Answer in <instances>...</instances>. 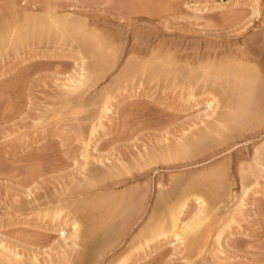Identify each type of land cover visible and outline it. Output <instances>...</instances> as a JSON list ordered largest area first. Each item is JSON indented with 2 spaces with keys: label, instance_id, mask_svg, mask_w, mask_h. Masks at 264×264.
Segmentation results:
<instances>
[{
  "label": "rangeland",
  "instance_id": "1",
  "mask_svg": "<svg viewBox=\"0 0 264 264\" xmlns=\"http://www.w3.org/2000/svg\"><path fill=\"white\" fill-rule=\"evenodd\" d=\"M0 32V264H264V0H0ZM172 208L200 228L144 242Z\"/></svg>",
  "mask_w": 264,
  "mask_h": 264
},
{
  "label": "bare ground",
  "instance_id": "2",
  "mask_svg": "<svg viewBox=\"0 0 264 264\" xmlns=\"http://www.w3.org/2000/svg\"><path fill=\"white\" fill-rule=\"evenodd\" d=\"M138 1V0H137ZM17 17V16H16ZM20 17H21V15H20ZM58 18V17H57ZM22 19V18H21ZM62 19V18H61ZM64 19V18H63ZM32 20V19H31ZM55 20V19H54ZM60 20V19H59ZM54 22V21H53ZM58 21H55V23H57ZM64 22V21H63ZM38 23V22H37ZM65 23H66V19H65ZM78 24H79V22H77ZM4 24V23H3ZM59 24V23H58ZM57 24V25H58ZM82 24V23H81ZM33 25V24H32ZM42 25V24H41ZM44 25V24H43ZM51 25V24H50ZM62 25V24H61ZM72 25H74V24H72ZM76 25V24H75ZM80 25V24H79ZM37 26V25H36ZM19 27V26H18ZM22 27V26H21ZM24 27V26H23ZM34 27V26H33ZM46 27V26H45ZM48 27V26H47ZM50 27V26H49ZM30 28V27H29ZM38 28V27H37ZM81 28H82V26H81ZM2 29V28H1ZM51 29V28H50ZM60 29V28H59ZM67 29V28H66ZM62 30V29H61ZM60 30V31H61ZM17 31V30H16ZM19 31V30H18ZM52 31H53V28H52ZM71 31V30H70ZM73 31H75L74 29H73ZM78 31V30H77ZM82 31H84V29L82 30ZM26 32V31H25ZM63 32V31H62ZM65 32V31H64ZM5 33V32H4ZM21 33V32H20ZM23 33V32H22ZM54 33V32H53ZM0 34H1V32H0ZM25 34V33H24ZM87 34V33H86ZM2 35V34H1ZM3 36V35H2ZM15 36V35H14ZM13 36V37H14ZM18 36V35H17ZM85 36V35H84ZM7 37V36H6ZM20 37H21V35H20ZM86 37V36H85ZM86 39V38H85ZM15 40V39H14ZM2 41V40H1ZM12 43V42H11ZM9 44V43H8ZM2 49H4V48H2ZM221 53V52H220ZM182 56V55H181ZM214 56V55H213ZM218 56V55H217ZM225 56V55H224ZM201 59V58H200ZM193 60V59H192ZM233 60V59H232ZM247 60V59H246ZM204 61V60H203ZM208 61H209V59H208ZM207 61V62H208ZM229 61V60H228ZM243 61V60H242ZM167 62V61H166ZM217 62V61H216ZM235 62V61H234ZM244 62V61H243ZM207 64V63H206ZM205 64V65H206ZM176 65V64H175ZM203 65V64H202ZM211 65V64H210ZM162 67V66H161ZM207 67V66H206ZM210 67V66H209ZM216 67V66H215ZM222 67V66H221ZM232 67V66H231ZM234 67V66H233ZM164 68V67H163ZM188 68V67H187ZM194 68V67H193ZM227 68V67H226ZM207 69V68H206ZM213 69V68H212ZM216 69V68H215ZM233 69V68H232ZM235 69V68H234ZM239 69V68H238ZM243 69V68H242ZM249 69V68H248ZM205 70V69H204ZM214 70V69H213ZM222 70H224V68L222 69ZM228 70H230V69H228ZM241 70V69H240ZM212 71V70H211ZM239 70H231V71H228L229 72V74L232 76V77H230V78H234L233 80H231L230 78V80L233 82L234 80L236 81L237 79L239 80V82H240V80H241V74L239 75V72H238ZM167 72V71H166ZM200 72V71H199ZM206 72V71H205ZM212 72H214V71H212ZM258 72V71H257ZM256 72V73H257ZM160 73H161V71H160ZM174 73V72H173ZM182 73V72H181ZM162 74V73H161ZM186 74V73H185ZM193 74V73H192ZM227 74V73H226ZM214 75V74H213ZM85 75H83V77H84ZM167 76V75H166ZM172 76V75H171ZM176 76V75H175ZM192 76V75H191ZM205 76V75H204ZM203 76V77H204ZM212 76V75H211ZM226 76V75H225ZM165 77V76H164ZM208 77V76H207ZM251 77V76H250ZM258 77V76H257ZM188 78V77H187ZM205 78V77H204ZM218 78V77H217ZM216 78V79H217ZM252 78V77H251ZM184 79V78H183ZM200 79H201V77H200ZM207 79V78H206ZM211 79V78H210ZM253 79V78H252ZM250 80V79H249ZM80 81V80H79ZM187 81V80H186ZM208 81V80H207ZM214 81V80H213ZM228 81V80H227ZM234 81V82H235ZM174 82V81H173ZM176 82V81H175ZM231 82V83H232ZM243 82H245L244 81V78H243V81H242V84L241 83H238V81H237V83H236V88H237V86H238V88H239V90L240 89H242V86H243V88L245 87L244 85H243ZM249 82V81H248ZM258 82V81H257ZM187 84V83H186ZM245 84V83H244ZM251 85V84H250ZM253 85V84H252ZM246 86H248V84L246 85ZM257 86V85H256ZM213 87V86H212ZM226 87V86H225ZM253 87V86H252ZM255 87V86H254ZM258 87H259V85H258ZM217 88V87H216ZM229 88V87H228ZM248 88H249V86L246 88V90H247V92H245L246 93V97H247V93H249V91H248ZM251 88V87H250ZM227 89V88H226ZM226 89H225V91H226ZM245 89V88H244ZM259 89H260V87H259ZM231 90V89H230ZM236 90V89H235ZM234 90V91H235ZM245 90V91H246ZM254 90V89H253ZM218 91V90H217ZM257 91H259V90H257ZM256 91V92H257ZM213 93H214V91H213ZM250 93H251V91H250ZM217 94V93H216ZM220 94V93H219ZM264 94V93H263ZM244 95V94H243ZM237 96H239L238 94H237ZM241 96V95H240ZM249 97L251 96V94H249L248 95ZM257 96V95H256ZM262 96V95H261ZM233 97V96H232ZM242 98L244 97V96H241ZM246 97H244L243 99H244V103L243 102H241V104L239 103V101H237V104H236V106L235 107H237L236 109H238L237 111L239 112V110H240V112H239V114L238 115H240L241 116V114L243 113L242 111H244V113H243V115L245 116L246 114H245V112H246V110H248V104H250V102H251V99H248V97L246 98ZM252 97V96H251ZM223 98V97H222ZM240 98V97H239ZM239 98H238V100H239ZM241 98V99H242ZM246 98V99H245ZM214 99V98H213ZM243 99L241 100V101H243ZM250 101L249 103L247 102L248 100ZM247 100V101H246ZM253 100V99H252ZM236 101H234V102H236ZM253 102V101H252ZM222 103V102H221ZM228 103V102H227ZM239 103V104H238ZM232 104H233V102H232ZM253 104V103H252ZM252 104H250V105H252ZM263 104V103H262ZM226 106V105H225ZM232 106V105H231ZM259 106V105H258ZM234 107V106H233ZM235 107H234V110H235ZM250 107V106H249ZM251 108V107H250ZM250 110V112L252 111L251 109H249ZM238 112H236V113H238ZM249 112V111H248ZM235 112H234V114H236ZM241 113V114H240ZM227 114V113H226ZM249 114V113H248ZM248 114H247V117H249L248 116ZM255 114V113H254ZM225 115V114H224ZM228 115V117H225V118H227L228 120H230L231 122H233V124L232 125H234V122H235V119H236V116H234V115H230L229 116V114H227ZM251 115H252V113H251ZM232 116V117H231ZM243 116V117H244ZM239 117V116H238ZM237 117V118H238ZM242 117V116H241ZM251 117H253V116H251ZM224 118V119H225ZM254 118H256V116L254 117ZM221 119V118H220ZM223 119V118H222ZM222 119H221V121H222ZM223 119V120H224ZM226 119V120H227ZM241 119V118H240ZM249 119V118H248ZM264 119V118H263ZM234 120V121H233ZM237 121L239 120V119H236ZM244 120V119H243ZM225 121V120H224ZM230 121H229V123H230ZM256 121V120H255ZM260 121V120H259ZM227 122V121H226ZM241 123L243 122L242 120L240 121ZM239 122V123H240ZM223 123V122H222ZM248 123V122H247ZM224 124H225V122H224ZM244 124V123H243ZM216 125V124H215ZM231 125V127H233ZM237 125V124H236ZM245 125V124H244ZM221 126V125H220ZM240 126H243L242 124H240ZM247 126V125H246ZM213 127V126H212ZM226 129H228V127H229V124H228V126H227V124H226ZM236 126L234 125V128H235ZM237 127H238V125H237ZM215 128V131H217L216 129L218 128H216V127H214ZM214 128H212V130H214ZM230 128V127H229ZM209 129V128H208ZM219 129V128H218ZM230 129H232V128H230ZM229 129V130H230ZM237 129V128H236ZM240 129V128H239ZM210 130V129H209ZM212 130H210V131H212ZM220 130V129H219ZM243 131V130H242ZM219 132V131H218ZM235 132V131H234ZM202 133H203V131H202ZM201 133V134H202ZM205 135H206V133H204ZM228 134V133H227ZM203 136V137H206V136H208L209 134L207 133V135L206 136ZM213 135H215V134H213ZM201 136V135H200ZM212 136V135H211ZM197 138H199V137H197ZM197 138L195 139V140H197ZM214 138V137H213ZM201 139V138H200ZM200 139H198V142H199V144H200ZM195 140H193V141H195ZM200 140V141H199ZM203 141V140H202ZM191 142V141H190ZM197 142V143H198ZM208 142V141H207ZM212 142H214V141H212ZM194 143V142H193ZM204 143H206V141L204 142ZM183 144V143H182ZM188 144V143H187ZM207 144V143H206ZM212 144V143H211ZM185 145V144H184ZM183 145V147H185ZM195 145H196V143H195ZM178 146H180V145H178ZM188 146V145H187ZM186 146V147H187ZM175 147H177V146H175ZM191 147V146H190ZM200 147V146H199ZM173 148V147H172ZM182 148V147H181ZM194 148V147H193ZM179 149H180V147H179ZM183 149V148H182ZM187 149V148H186ZM191 149V148H190ZM195 150V149H194ZM175 151H176V148H175ZM184 152V151H183ZM182 152V153H183ZM178 153V152H177ZM172 154H173V152H172ZM184 154V153H183ZM185 155V154H184ZM257 158V157H256ZM260 158V157H259ZM262 161V160H261ZM261 163H263V162H261ZM260 165V164H259ZM118 170V169H117ZM100 173V172H99ZM105 173V172H104ZM115 173V172H114ZM94 175H95V173H93ZM105 175V174H104ZM113 175V174H112ZM96 176H98V175H96ZM114 176V175H113ZM100 177H101V174H100ZM105 177V176H104ZM108 177V176H107ZM98 178V177H97ZM102 178V177H101ZM142 196V195H141ZM128 197V196H127ZM143 197V196H142ZM119 198V197H118ZM123 198V197H122ZM135 198V197H134ZM128 199V198H127ZM129 200V199H128ZM125 201V200H124ZM128 202V201H127ZM119 203H121V202H119ZM204 203V202H203ZM184 204V203H183ZM182 204V205H183ZM118 205V204H117ZM184 206V205H183ZM182 206V207H183ZM202 206V205H201ZM135 207V206H134ZM178 207V206H177ZM181 207V208H182ZM114 208V207H113ZM112 208V209H113ZM133 208V207H132ZM138 208V207H137ZM180 208V209H181ZM172 209H174V208H172ZM178 209V208H177ZM204 209V208H203ZM114 210V209H113ZM124 210V209H123ZM108 211V210H107ZM200 211H202L201 209H200ZM58 212V211H57ZM131 212V211H130ZM166 212V211H165ZM203 212V211H202ZM108 213V212H107ZM110 213H112V211H110ZM126 213H128V212H126ZM164 213V212H163ZM179 213H180V210H167V212L166 213H164L165 215L163 216V217H161V218H159V220H158V222L156 223V224H154V222L153 221H157L156 219L155 220H152V222H151V219H150V223L148 222L147 224L145 223V229L142 231L141 230V232H140V234H139V236H142L141 238L142 239H145L144 240V242H147L148 240H149V242H150V239H153V238H155V236H165V237H168V235H171V236H174L175 238H176V240H179V239H181V241L184 239L185 240V238L186 237H188L189 236V234H191L192 232H194V231H196V230H198L199 228H200V226H201V224H202V222H201V220H199L197 217L193 220V221H191V223H189V225H188V222H186L187 223V226L184 224L183 226H180L179 225V218H178V215H179ZM200 213V212H199ZM109 214V213H108ZM113 214V213H112ZM198 214V213H197ZM57 215V214H56ZM120 215V214H119ZM162 215V214H161ZM161 215H159V216H161ZM152 217L151 218H154V216L153 215H151ZM157 216V215H156ZM155 216V217H156ZM106 217V216H105ZM113 217V216H112ZM111 217V215L109 216H107L104 220H103V222H101V225H99V226H96V227H98V228H96L95 230H92V233L91 234H95V231L97 230V231H101V233L100 232H97L96 231V233H100L101 235H102V233H106L107 231H104L103 232V230H106V228L107 229H109L108 227H106L105 229H103V226H105V224H107V221L108 220H106V219H111V221H108V226H110V222L112 223V225H111V228L110 229H112L113 230V228H112V226L114 227V225H116V224H114L113 225V222H114V220H113V218ZM195 217V216H194ZM150 218V217H149ZM157 219H158V217H156ZM193 218V217H192ZM114 219H115V217H114ZM104 221H106V223H104ZM117 221V220H116ZM148 221V220H147ZM77 222V221H76ZM119 222V221H118ZM102 223H104V225L102 224ZM115 223V222H114ZM76 224L77 223H75L74 222V224L73 225H75L74 227V229H75V231L74 232H76V234L74 233L73 234V237L75 236V237H79L80 239H82V240H85V239H83V238H86V235H84V234H79L78 233V227H76ZM103 225V226H102ZM106 225V226H107ZM118 225V224H117ZM116 225V226H117ZM101 226V227H100ZM185 226V227H184ZM93 229V228H92ZM99 229V230H98ZM91 230V229H90ZM93 231H94V233H93ZM109 232H111V231H109ZM88 234V233H87ZM90 234V233H89ZM88 234V235H89ZM91 234L89 235V237L91 236ZM97 234V235H98ZM99 234V236H101ZM107 234H108V232H107ZM194 234V233H193ZM87 235V236H88ZM96 236V235H95ZM148 236V237H147ZM74 237V238H75ZM103 237V236H102ZM111 237V236H110ZM151 237V238H150ZM107 238V237H106ZM105 238V239H106ZM140 238V237H139ZM147 238H149V239H147ZM193 238V237H192ZM111 239V238H110ZM103 240H104V238H103ZM189 240V239H188ZM194 240V239H193ZM191 241V242H194V241H196V240H194V241ZM93 241H94V239H93ZM139 241V240H138ZM74 242V241H73ZM81 242V241H80ZM96 242V241H95ZM95 242H93V243H95ZM105 242V241H104ZM142 242V241H141ZM182 242H184V241H182ZM75 243V242H74ZM86 243V242H85ZM88 243V242H87ZM100 243H103V241H100ZM189 243V242H188ZM80 244V243H79ZM88 244H90V243H88ZM87 244V245H88ZM96 244H97V242H96ZM105 244H106V242H105ZM144 244H146V243H144ZM195 244V243H194ZM81 245V244H80ZM91 245V244H90ZM93 245V244H92ZM99 245H101V244H99ZM98 244L97 245H93V247L92 246H90V248L91 249H93L94 250V246H99ZM105 245H104V243L100 246V248H103ZM107 246V245H106ZM106 246L104 247V248H106ZM86 247V246H85ZM88 247V246H87ZM84 248V247H83ZM89 248V247H88ZM100 248H98L99 250H100ZM110 248V247H109ZM86 249V248H85ZM106 249H108V246H107V248ZM89 250V249H88ZM92 250V251H93ZM97 250V249H96ZM105 250V249H104ZM84 252H85V250H84ZM89 252H91L90 250H89ZM86 253V252H85ZM92 253V252H91ZM99 253V252H98ZM81 254V253H80ZM16 255V254H15ZM70 255V254H69ZM87 255V254H86ZM85 255V256H86ZM90 255V254H89ZM94 255H98L97 253L95 254L94 253ZM93 255V256H94ZM80 256H82V255H80ZM91 256V255H90ZM92 257V256H91ZM85 259V258H84ZM68 261V260H67ZM60 262V261H59ZM65 263H61L60 262V264H67L68 262H66V260L64 261ZM126 262V261H125ZM12 263V262H11ZM14 263V262H13ZM15 263H17V262H15ZM55 264V263H54ZM59 264V263H58ZM119 264H123V262H120Z\"/></svg>",
  "mask_w": 264,
  "mask_h": 264
}]
</instances>
